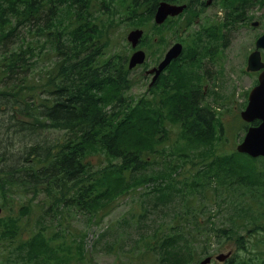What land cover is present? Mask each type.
Wrapping results in <instances>:
<instances>
[{
  "label": "rangeland",
  "instance_id": "obj_1",
  "mask_svg": "<svg viewBox=\"0 0 264 264\" xmlns=\"http://www.w3.org/2000/svg\"><path fill=\"white\" fill-rule=\"evenodd\" d=\"M111 1L94 0L90 7L98 28L93 43L110 54L120 70L135 49L145 52L144 62L126 73L127 94L148 107L140 125V157L148 152L154 158L134 173V184L127 187L129 179H125L115 186L109 204H91L74 184L59 192L42 186L13 188L1 186L0 177V232L6 223L3 218L9 222L4 234L0 233V264H154L153 252L161 264L169 249L160 252L158 248L164 247V236L175 227L182 235L179 240L184 238L187 244L183 250H172L169 257L179 254L185 257L183 264H196L204 256L209 257L208 264H239L241 259L243 264H264V160L258 156L246 160L243 157L247 156L234 153L247 127L241 123L240 111L256 83V74L245 67L255 39L264 33V6L247 13L250 25L240 26L237 21L222 28L224 0H210L196 9V15L185 18L183 26L191 24L183 30L173 21L165 25H155L153 19L139 25L129 23L125 1ZM70 10L64 8V19L68 20ZM40 17H50V11L42 10ZM258 19L259 27L251 26ZM71 20H75L73 16ZM140 26L145 27L147 37L142 36L132 48L126 34ZM174 42L182 44L180 55L149 87L152 74L147 75L146 70L157 65ZM31 46L39 47L33 40ZM56 60L29 58L28 69L18 68L0 79L1 168L27 166L24 156L29 144L52 145L68 138L63 128L36 120L34 108H29L32 97L34 104L37 99L51 100L53 85L45 73ZM194 103L208 109L209 121L203 129L193 127L186 132L192 121L185 114ZM223 150V175L243 177L237 185L238 197L230 186L224 185L218 192L198 186L207 180L208 161ZM85 157L94 160L96 173L106 169L103 166L110 158L96 145L89 147ZM73 194L81 195L76 208L66 200ZM37 230L48 237L54 254L38 241ZM254 232L255 241L249 244ZM181 246L184 243L171 249ZM221 253L228 255L218 259ZM254 256V260H246Z\"/></svg>",
  "mask_w": 264,
  "mask_h": 264
},
{
  "label": "trees",
  "instance_id": "obj_2",
  "mask_svg": "<svg viewBox=\"0 0 264 264\" xmlns=\"http://www.w3.org/2000/svg\"><path fill=\"white\" fill-rule=\"evenodd\" d=\"M91 1L0 0V45L2 47L0 79L14 73L18 68L28 69L26 63L29 58L34 57L35 60L47 58L48 61L51 58H57L45 73L53 85V92L50 91L51 100L43 99L38 105L36 104L39 108L35 118L37 120L39 116L50 127L63 128L69 134L65 142H56L54 146L45 143L48 147L44 153H39L38 157L47 158L46 164L30 165L15 170L0 169L2 186L31 187L43 184L58 190L74 184L84 193L86 200L89 199L92 202L91 204L97 202L109 204L115 186L118 187L120 181L125 179H129L127 187L134 184L135 180L132 179L134 173L142 171L140 167L154 158L149 157L151 154L148 152H145L146 157H140L142 151L140 137L143 135L140 125L144 117L148 115L146 103L135 101L127 94L129 82L126 73L128 70L124 68V71L120 72V67L107 58V54L100 50V45L93 43V37L97 35L94 19H92L94 16L90 10ZM124 1L128 17L126 21L135 25L142 24L146 20L151 21L161 1L185 3L184 11L179 15L178 20L170 18L169 21L167 20V23L176 22L183 30H188L191 24L186 22L183 26L185 16L192 13L196 6L205 4V0ZM64 8L71 9L66 14L69 15L68 20L64 19ZM229 8L230 15L224 18V22L228 25L231 20L240 19V15L237 14L240 8H235L234 5ZM42 10H45V13L50 11V17L42 19L40 17ZM71 16L75 19L73 22ZM140 27L145 29L144 26ZM144 37H147V34ZM31 40L39 47L31 46ZM49 53H53L52 57H47ZM61 63L68 68L67 71L61 69ZM63 78L68 81V84L62 82ZM188 110L189 113L185 115H188L187 119L192 121V127L186 132L192 131L193 127L197 130L203 129L209 116L206 112L208 109L197 107L194 103L189 105ZM92 145H96L100 152L110 156L103 166L106 169L102 172L93 171L94 160L85 157ZM98 163L101 164L102 161ZM246 164L251 163L246 162ZM214 166L215 163L210 166V171L215 169ZM213 176L217 174L209 175V178ZM230 176L225 184L231 186L234 193H237L236 185L241 178L240 174ZM104 182L110 186H107L94 201L91 200L94 190ZM80 197L81 195H77V198ZM73 205H76V202ZM7 225L8 223H5L2 235ZM175 231L164 236L162 241L164 247L158 248L160 252H166L169 249L162 256L161 264H183L184 262L185 257L180 258L179 254L169 257L172 250H183L187 244L186 239L179 240L182 235L177 233V227ZM35 234L39 237L38 241L43 242L44 249L54 254L53 246H48L50 245L48 237L40 230ZM180 242L184 243V247L182 245L171 249ZM156 254L153 252L154 264L160 262V259H156ZM44 255L47 257L49 254L45 252ZM254 259L255 256L246 258V260ZM231 261L232 259L228 260L229 263ZM243 262L244 259H241L239 264Z\"/></svg>",
  "mask_w": 264,
  "mask_h": 264
},
{
  "label": "water",
  "instance_id": "obj_3",
  "mask_svg": "<svg viewBox=\"0 0 264 264\" xmlns=\"http://www.w3.org/2000/svg\"><path fill=\"white\" fill-rule=\"evenodd\" d=\"M184 5L167 4L161 2L156 9L154 15V21L157 24L162 23L167 16H173L180 13ZM142 35V30H131L127 38L130 40L132 46H136L139 37ZM258 48H264V34L260 35L256 40V49L248 56V70H258L264 67L263 62L260 61V52ZM182 49V45L179 42L174 43L165 53L164 58L160 61L157 67L150 69L148 72H154L152 81L156 79L162 69L173 59L176 58ZM144 60V52L142 50H136L129 58L128 67L141 63ZM242 116L245 119L252 117H258L262 119L259 126L249 128L241 143L237 145V151L247 152L252 156L264 155V69L259 75V84L255 86L249 93V101L246 109L242 112ZM226 254L217 255L218 259H223ZM209 261V257L203 259L199 264H205Z\"/></svg>",
  "mask_w": 264,
  "mask_h": 264
},
{
  "label": "flooded vegetation",
  "instance_id": "obj_4",
  "mask_svg": "<svg viewBox=\"0 0 264 264\" xmlns=\"http://www.w3.org/2000/svg\"><path fill=\"white\" fill-rule=\"evenodd\" d=\"M256 2H257V0H252L251 3L255 4ZM243 4H244V5H250V4H248V2L245 1V0H244ZM253 4H251V5H253ZM241 123H242L243 125L246 124L247 127H248V126H251V125H257V124L259 123V120L254 119V120H251V121H249V122H248V121H241ZM205 125H206V123H205Z\"/></svg>",
  "mask_w": 264,
  "mask_h": 264
}]
</instances>
